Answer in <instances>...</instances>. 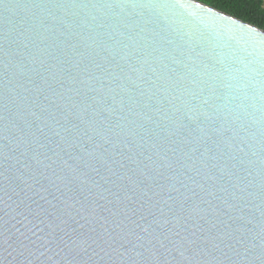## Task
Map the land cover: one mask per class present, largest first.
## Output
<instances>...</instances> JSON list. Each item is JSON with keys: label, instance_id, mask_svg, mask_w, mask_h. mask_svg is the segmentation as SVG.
<instances>
[{"label": "water", "instance_id": "water-1", "mask_svg": "<svg viewBox=\"0 0 264 264\" xmlns=\"http://www.w3.org/2000/svg\"><path fill=\"white\" fill-rule=\"evenodd\" d=\"M0 264H264V30L0 0Z\"/></svg>", "mask_w": 264, "mask_h": 264}, {"label": "trees", "instance_id": "trees-1", "mask_svg": "<svg viewBox=\"0 0 264 264\" xmlns=\"http://www.w3.org/2000/svg\"><path fill=\"white\" fill-rule=\"evenodd\" d=\"M264 30V0H197Z\"/></svg>", "mask_w": 264, "mask_h": 264}]
</instances>
